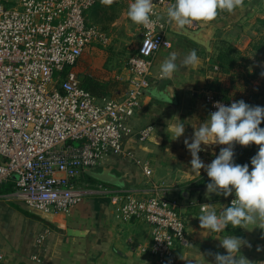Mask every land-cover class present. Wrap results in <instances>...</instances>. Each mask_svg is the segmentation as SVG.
Returning <instances> with one entry per match:
<instances>
[{
  "label": "built area",
  "instance_id": "built-area-1",
  "mask_svg": "<svg viewBox=\"0 0 264 264\" xmlns=\"http://www.w3.org/2000/svg\"><path fill=\"white\" fill-rule=\"evenodd\" d=\"M100 1L0 0V189L14 177L12 197L34 211L69 213L82 204L91 185L81 176L111 157L133 162L148 178L153 175L149 162L126 141L133 132L130 120L150 86L154 58L172 46L161 15L175 0H152L154 23L140 25L141 43L127 62L131 78L126 97L101 101L75 71L89 46L107 40L104 30L89 21L88 12ZM152 42L159 47H148ZM205 102L211 113L218 110L216 102L231 106L213 90L206 92ZM152 130L142 129L139 142L145 143ZM92 186L110 191L102 182ZM155 187L144 197L124 190L112 193L115 218L149 224L152 242L138 245V252L159 264H185L179 251L190 245V238L182 206L164 184ZM44 240L41 235L37 242ZM5 262L0 252V264Z\"/></svg>",
  "mask_w": 264,
  "mask_h": 264
},
{
  "label": "crops",
  "instance_id": "crops-1",
  "mask_svg": "<svg viewBox=\"0 0 264 264\" xmlns=\"http://www.w3.org/2000/svg\"><path fill=\"white\" fill-rule=\"evenodd\" d=\"M263 8L264 0H244L242 9L233 13L225 11L214 21L189 26L212 31L211 51L177 32L180 28L169 23L166 13L162 14V20L167 21L172 46L160 50L154 58L147 88L149 93L141 96L130 120L133 132L126 141L128 148L149 162L153 175L148 178L133 162L111 157L98 169L113 167L124 186L106 184L110 191L103 192L97 189L98 186H92L96 182L84 181L82 175L81 180L88 182L91 188L85 201L69 213L38 212L15 200L12 197L13 177L0 189V252L5 255L4 264H159L150 254L135 250L138 245L147 246L152 242L149 224L144 220H117L109 198L112 193L123 190L139 197L149 196L159 184H164L169 197L182 206L190 238V245L179 251L185 264H216L215 254L227 255L219 239L228 235L247 242L241 246L240 255L250 264H264V230L233 228L230 224L220 233L200 228V205H211L219 215L224 207L231 206L235 193L233 191L227 197L215 193L206 195V186H196V181L207 172L202 168L200 176H195L191 171L192 157L184 143L186 139L191 143L195 130L210 118L205 94L210 90L211 82H218L220 89L231 97H239L242 83L252 86L260 79L264 81V58L248 56L257 30L247 25ZM122 14L123 18L127 17V11ZM137 27L141 43L140 25ZM192 49L196 50L199 63L180 66L183 57ZM171 53L178 57V71L171 79L161 78L160 66ZM75 71L82 85L99 101L104 98L122 100L128 93L131 73L127 63L110 59L100 43L86 49ZM176 123H183L185 131L173 140L167 127ZM148 126L153 130L149 139L141 143L139 132ZM226 147L228 145L202 143L198 156L207 166ZM248 167L251 172L252 164ZM41 235H45V240L39 244L37 240Z\"/></svg>",
  "mask_w": 264,
  "mask_h": 264
},
{
  "label": "clouds",
  "instance_id": "clouds-1",
  "mask_svg": "<svg viewBox=\"0 0 264 264\" xmlns=\"http://www.w3.org/2000/svg\"><path fill=\"white\" fill-rule=\"evenodd\" d=\"M115 2L101 0L102 4L109 6ZM243 7L244 0H175L167 8L166 15L169 23H175L183 29L195 22L214 21L221 12L233 13ZM154 14L152 0H133L128 6L127 16L137 25L147 27L153 24L151 17ZM148 47L159 46L152 42ZM177 59V55L171 53L163 61L160 66L161 78L171 79L178 71ZM198 63L196 50L192 49L183 57L180 66H196ZM214 107L218 110L211 113L210 118L195 130L192 142L186 139L184 143L191 153V171L195 176H200V169L204 168L211 180L206 186V195L215 193L227 197L234 191L235 199L219 215L211 205H200V228L220 233L230 224L233 228L252 230L258 227L264 230V128L259 127L264 121V107L250 106L243 100L233 102L231 106L216 102ZM167 128L173 134V140L181 137L185 131L183 123L171 124ZM202 143L228 147L222 148L218 157L205 166L198 156ZM234 143L241 146L254 143L259 146L258 153L251 159V172L247 164L241 166L233 163ZM219 240L227 255L215 254L216 264H250L240 255L241 246L247 243L245 240L231 235Z\"/></svg>",
  "mask_w": 264,
  "mask_h": 264
},
{
  "label": "rangeland",
  "instance_id": "rangeland-1",
  "mask_svg": "<svg viewBox=\"0 0 264 264\" xmlns=\"http://www.w3.org/2000/svg\"><path fill=\"white\" fill-rule=\"evenodd\" d=\"M133 0H116L115 3L109 5L96 4L93 9L88 12L89 21L101 27L107 34V40L102 46L107 50L110 59H117L128 62L129 57L135 52L136 45L140 43V36L137 24L133 23L130 18L122 17L124 11H128V6ZM247 25L250 28L257 30L253 43L249 47L250 58L263 57L264 58V8L259 15L251 20ZM256 51V52H254ZM257 54V55H256ZM233 85V84H232ZM235 87H239L235 85ZM213 87L215 92H219L225 96L230 102H238L243 100L250 106L264 107V81L260 79L259 83L252 84L242 83L239 87V97H231L226 91L220 89L219 83L214 82ZM252 89L253 91H250ZM78 145L79 142H74ZM238 143H234V149ZM82 179L85 181L96 182L90 180L89 177L83 175ZM114 215V214H113ZM115 218V215H114Z\"/></svg>",
  "mask_w": 264,
  "mask_h": 264
},
{
  "label": "water",
  "instance_id": "water-1",
  "mask_svg": "<svg viewBox=\"0 0 264 264\" xmlns=\"http://www.w3.org/2000/svg\"><path fill=\"white\" fill-rule=\"evenodd\" d=\"M177 32L189 38L193 42L205 47L208 51H211L213 33L212 31H207V28H192L186 26L183 29L180 28V30ZM144 93H149V90L145 89ZM85 174L98 182L109 184L115 187L124 186L122 179L113 172V167L108 166L103 167L102 169L97 168L86 170Z\"/></svg>",
  "mask_w": 264,
  "mask_h": 264
},
{
  "label": "trees",
  "instance_id": "trees-1",
  "mask_svg": "<svg viewBox=\"0 0 264 264\" xmlns=\"http://www.w3.org/2000/svg\"><path fill=\"white\" fill-rule=\"evenodd\" d=\"M98 3H100V2H98ZM220 14L218 16H220ZM208 87L210 90H212V89L214 90L213 82H211ZM259 127L264 128V121L261 122ZM258 151H259V146L254 144V143L250 144L249 146L237 145L235 150L233 151L234 152L233 163L239 164L241 166L247 164L249 166L251 164V159L258 153ZM89 179L94 180L90 177H89ZM94 181H96V180H94ZM210 182H211V180L206 174L201 179L197 180L195 184H196V186L202 187V186H207V184Z\"/></svg>",
  "mask_w": 264,
  "mask_h": 264
}]
</instances>
